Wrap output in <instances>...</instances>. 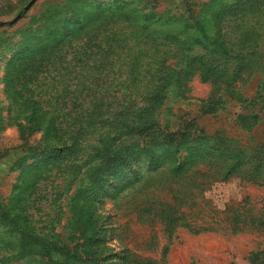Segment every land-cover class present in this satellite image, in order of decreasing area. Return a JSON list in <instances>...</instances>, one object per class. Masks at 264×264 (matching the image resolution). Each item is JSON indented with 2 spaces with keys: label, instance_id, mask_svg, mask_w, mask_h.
Segmentation results:
<instances>
[{
  "label": "trees",
  "instance_id": "obj_1",
  "mask_svg": "<svg viewBox=\"0 0 264 264\" xmlns=\"http://www.w3.org/2000/svg\"><path fill=\"white\" fill-rule=\"evenodd\" d=\"M187 3L190 15L184 19L125 2L70 18H47L52 36H35L10 70L14 118L25 122L28 138L32 125L41 133L25 155L42 152L54 158L46 168L52 178L72 175L70 184L98 192L100 203L108 176L124 172L133 156L141 162L150 158L153 173L134 178L126 189L130 192L133 187L144 192L149 178L156 183L164 174L188 179L194 198L207 188L200 176L211 181L236 177L264 187V0L214 1L205 5L208 18L203 12L195 16ZM195 78L210 84L211 94L199 100L197 118L174 128L163 110L172 101L198 106V98L189 94ZM232 106L240 112L230 124L209 133L196 124L208 117L227 122L225 113ZM43 168V162L34 164V177ZM181 203L152 219L164 222L171 234L182 228L194 234H255L262 241L248 253V261L264 264V204L231 205L209 222L203 210L184 212ZM85 206L89 220L84 233L89 231L88 242H100L103 215ZM21 234L19 249L26 240L36 253V247L43 252L63 245L32 229ZM104 250L97 248L95 255ZM135 257L134 264H155Z\"/></svg>",
  "mask_w": 264,
  "mask_h": 264
},
{
  "label": "rangeland",
  "instance_id": "obj_2",
  "mask_svg": "<svg viewBox=\"0 0 264 264\" xmlns=\"http://www.w3.org/2000/svg\"><path fill=\"white\" fill-rule=\"evenodd\" d=\"M187 1L193 5L195 16L203 12L208 18L210 13L205 5L218 0H0V264H134L135 255L155 264H225L231 261L250 264L248 253L262 241L255 234L222 231L194 234L185 228L171 234L163 221L152 219V216H161L164 209L168 210L166 207L182 201L180 208L184 212L199 208L205 212V221L211 222L217 211H224L231 205L255 203L261 206L264 187L236 177L211 181L209 177L200 176L199 181L205 180L207 188L194 198L191 189L195 188L190 186L188 179L171 180L164 174L157 177L156 183L149 178L148 186H143L144 192L136 193L134 187L130 192L126 189L134 178L153 173L150 158L141 162L138 156H133L124 172L108 176L107 192L103 193L100 203L96 198L98 192L71 185L72 175L52 178L46 168L54 158L42 152L33 155L35 158L26 156L29 146L40 139L41 133L32 125L33 134L28 138L25 122L14 118V80L10 82V70L14 58L36 41L35 36L46 39L52 36L47 18H70L92 7L125 2L140 11L184 19L190 15ZM211 91L210 84L195 78L190 83L189 94L198 98V106L172 101L170 107L163 110L165 117L174 128L188 126L200 114L199 100L207 99ZM18 108L15 105V109ZM227 111V122L208 117L197 120L196 124L208 133L213 132L225 126L224 123L233 122L240 112L236 106ZM196 124L189 127L195 128ZM39 162H43L45 170L34 177L36 172H32V168ZM162 177L163 181H159ZM31 184H35L31 187L32 193L28 189ZM162 184L171 187L165 189ZM36 186L40 187L37 192ZM29 200L30 207L26 210ZM86 203L103 215L99 225L100 242H88L89 231L84 233L89 220L84 213ZM23 229L45 234L63 245L43 252L36 247V253L26 240L19 249ZM101 246L106 250L96 256L95 251ZM27 250L30 253H25Z\"/></svg>",
  "mask_w": 264,
  "mask_h": 264
}]
</instances>
